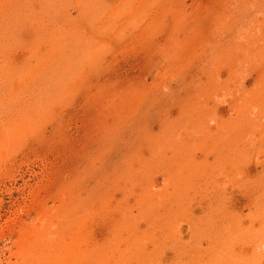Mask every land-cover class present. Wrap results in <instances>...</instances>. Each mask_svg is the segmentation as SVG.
Returning a JSON list of instances; mask_svg holds the SVG:
<instances>
[{
    "label": "rangeland",
    "instance_id": "1",
    "mask_svg": "<svg viewBox=\"0 0 264 264\" xmlns=\"http://www.w3.org/2000/svg\"><path fill=\"white\" fill-rule=\"evenodd\" d=\"M0 264H264V0H0Z\"/></svg>",
    "mask_w": 264,
    "mask_h": 264
},
{
    "label": "bare ground",
    "instance_id": "2",
    "mask_svg": "<svg viewBox=\"0 0 264 264\" xmlns=\"http://www.w3.org/2000/svg\"><path fill=\"white\" fill-rule=\"evenodd\" d=\"M110 201V200H109ZM243 230V229H242ZM217 247V246H216Z\"/></svg>",
    "mask_w": 264,
    "mask_h": 264
}]
</instances>
